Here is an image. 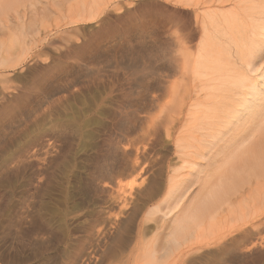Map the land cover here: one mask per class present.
Listing matches in <instances>:
<instances>
[{"label": "rangeland", "instance_id": "obj_1", "mask_svg": "<svg viewBox=\"0 0 264 264\" xmlns=\"http://www.w3.org/2000/svg\"><path fill=\"white\" fill-rule=\"evenodd\" d=\"M241 1L49 4L0 23V264H264L263 177L177 247L165 216L175 187L190 204L211 184L223 147L195 121L211 83L195 63Z\"/></svg>", "mask_w": 264, "mask_h": 264}, {"label": "bare ground", "instance_id": "obj_2", "mask_svg": "<svg viewBox=\"0 0 264 264\" xmlns=\"http://www.w3.org/2000/svg\"><path fill=\"white\" fill-rule=\"evenodd\" d=\"M95 1L0 0V23L16 15L19 20V15H25L26 11H34L37 6L46 7L49 4L60 7L70 3L75 16L81 3L91 5ZM243 4V16L239 12H231L227 16L224 14L226 17L223 15L227 25L225 30L221 29L219 36L225 37L227 42L217 43L216 47L217 44L213 42L211 46V39L208 43L210 46L203 42L206 44H202L205 46V50H202L205 55L201 54L195 63L194 68L196 71L199 69L198 73L203 69L209 70L206 71L207 74L204 71L200 74H205V78L208 77L211 81L208 85L204 83L206 87L202 98L206 99V104L202 105L198 96L195 99L198 100L197 106H202L195 121L201 119L200 126L205 129L210 151L214 152L217 147H223V150L217 153L214 166L210 165L213 171L207 180L211 184L209 189L205 187L207 189L201 199L196 198L186 204L189 193L187 185H184L187 189L175 187L174 191L169 192L167 202L170 208L165 216L175 215L174 225L168 233L169 242L175 247L180 245L179 237H186L185 233L198 223L200 214L205 213L208 208H220L230 190L236 189L237 185L248 181L250 177H255L256 180L264 178V70L261 69L264 61V0H243L241 5ZM27 30L28 27L25 30L21 27L22 36ZM211 33L208 35L211 36ZM228 54L230 57L234 54L230 61ZM198 73L197 77L201 78ZM207 160L210 161L211 158ZM194 182H199V179L195 178Z\"/></svg>", "mask_w": 264, "mask_h": 264}]
</instances>
